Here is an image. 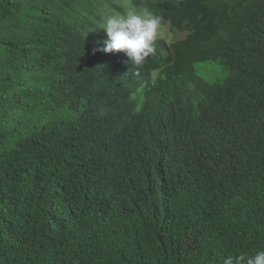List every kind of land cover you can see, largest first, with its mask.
<instances>
[{
	"label": "trees",
	"instance_id": "16d2710c",
	"mask_svg": "<svg viewBox=\"0 0 264 264\" xmlns=\"http://www.w3.org/2000/svg\"><path fill=\"white\" fill-rule=\"evenodd\" d=\"M128 4L164 18L139 66L93 51ZM258 250L264 0H0V264Z\"/></svg>",
	"mask_w": 264,
	"mask_h": 264
},
{
	"label": "clouds",
	"instance_id": "9594fccd",
	"mask_svg": "<svg viewBox=\"0 0 264 264\" xmlns=\"http://www.w3.org/2000/svg\"><path fill=\"white\" fill-rule=\"evenodd\" d=\"M103 31L106 38L102 47L93 51L104 53L124 52L137 66L156 54V41L162 31L164 18L148 9H138L131 4L123 12L104 13ZM223 264H264V250L254 255L239 253L224 259Z\"/></svg>",
	"mask_w": 264,
	"mask_h": 264
},
{
	"label": "rangeland",
	"instance_id": "374dc122",
	"mask_svg": "<svg viewBox=\"0 0 264 264\" xmlns=\"http://www.w3.org/2000/svg\"><path fill=\"white\" fill-rule=\"evenodd\" d=\"M163 39H165V37H162ZM175 38V36H172L169 38L170 41H173V39ZM196 71L197 73L200 75V76H203V75H210V73H208V70L207 68L203 67L202 65H197L196 66ZM215 76H220L218 74H215ZM213 82V81H212Z\"/></svg>",
	"mask_w": 264,
	"mask_h": 264
},
{
	"label": "bare ground",
	"instance_id": "6f19581e",
	"mask_svg": "<svg viewBox=\"0 0 264 264\" xmlns=\"http://www.w3.org/2000/svg\"><path fill=\"white\" fill-rule=\"evenodd\" d=\"M199 121H200V119H199Z\"/></svg>",
	"mask_w": 264,
	"mask_h": 264
}]
</instances>
